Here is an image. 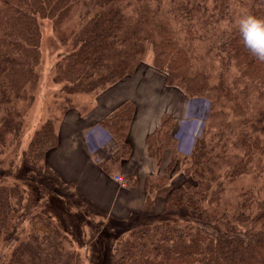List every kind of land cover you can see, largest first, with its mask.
<instances>
[{
  "label": "trees",
  "instance_id": "obj_1",
  "mask_svg": "<svg viewBox=\"0 0 264 264\" xmlns=\"http://www.w3.org/2000/svg\"><path fill=\"white\" fill-rule=\"evenodd\" d=\"M243 13L264 18V0H0V244L12 232V247L0 246V264H80L71 239L45 215L24 237L16 230L20 181L43 186L54 199L48 216L54 207L61 213L64 192L50 191L46 179L63 188L75 184L62 181L48 164L58 142L52 122L18 151L24 127L15 104L28 98L37 75L44 19L59 34L62 22L73 23L58 36L66 49L52 66L53 81L64 92L98 94L134 74L151 51L152 66L167 84L207 105L188 155L175 153L171 117L147 136L148 156L159 164L170 150L166 170L174 168L182 178L174 185L165 175L149 179L145 211L153 194L165 199V214L116 235L117 254L110 253L108 264H264V62L235 31ZM132 114L126 103L99 122L121 144L123 154L114 161L129 151L125 133ZM10 154L21 157L18 173L26 175L19 173L20 181L2 173ZM253 171L256 184L241 191L235 207H205L221 200L224 180ZM93 255L89 260L99 264L98 253Z\"/></svg>",
  "mask_w": 264,
  "mask_h": 264
},
{
  "label": "rangeland",
  "instance_id": "obj_2",
  "mask_svg": "<svg viewBox=\"0 0 264 264\" xmlns=\"http://www.w3.org/2000/svg\"><path fill=\"white\" fill-rule=\"evenodd\" d=\"M66 24V21L61 23L59 29L63 31L59 34L50 21L42 20L37 75L28 89V98L15 104L23 117L20 154L35 130L47 121L54 124L58 142L51 153L53 164H48L60 170L58 174L62 181L75 183L72 187L63 188L58 181L46 179L50 191L64 192L59 204L61 213L54 207L48 216V205L52 206L54 199L50 200L43 186L34 189L21 183L19 173L25 176L26 172L18 173L20 156L19 160L18 155L16 158L12 154L7 156L1 170L9 180L20 181L23 198L16 230L21 232V238L41 216H46L71 239L80 264H94L89 260L90 256L95 257L94 252L98 253L99 264H108L110 253L117 254L116 235L141 225V221L161 219L165 214V199L153 194H150L153 198L150 211H145L149 179L164 178L165 175L166 183L174 185L182 175L174 168L166 170L170 150L163 153L159 164L149 157L143 163L129 162L132 137L128 131L125 139L130 146L129 151L121 157V144L112 129L102 125L103 120L127 103L128 108L133 109L130 128L138 137L146 135L147 138L160 128L165 117H171L172 122L168 121L167 126L173 124L170 132L176 139L175 153L185 156L200 133L207 105L204 100L189 98L175 86L167 84L163 74L152 66L151 51L134 74L98 94L64 92L61 83L53 81L52 66L57 53L66 49L58 37L69 31L73 23ZM120 153L119 159L114 161ZM256 173L253 171L224 180L222 201L205 207L210 210L214 206L217 209L235 207L241 191L250 184H256L253 178ZM117 176L123 181L120 182ZM31 216L36 219H31ZM168 219L174 221L176 218L170 216ZM6 238L8 240L0 246L12 247V232ZM77 241L81 245H77Z\"/></svg>",
  "mask_w": 264,
  "mask_h": 264
},
{
  "label": "clouds",
  "instance_id": "obj_3",
  "mask_svg": "<svg viewBox=\"0 0 264 264\" xmlns=\"http://www.w3.org/2000/svg\"><path fill=\"white\" fill-rule=\"evenodd\" d=\"M234 28L249 53L258 61L264 62V18L243 13L238 17Z\"/></svg>",
  "mask_w": 264,
  "mask_h": 264
},
{
  "label": "crops",
  "instance_id": "obj_4",
  "mask_svg": "<svg viewBox=\"0 0 264 264\" xmlns=\"http://www.w3.org/2000/svg\"><path fill=\"white\" fill-rule=\"evenodd\" d=\"M109 102H110V100L107 103H109ZM129 133H131V137H132L131 148H130L131 151H130L129 156H128L129 162L137 163V164L143 163V161L149 157V156H147L148 154H146L147 150H145L144 140L146 138L145 137L146 135H144L142 137H138V135L130 128V126L128 129V134Z\"/></svg>",
  "mask_w": 264,
  "mask_h": 264
},
{
  "label": "built area",
  "instance_id": "obj_5",
  "mask_svg": "<svg viewBox=\"0 0 264 264\" xmlns=\"http://www.w3.org/2000/svg\"><path fill=\"white\" fill-rule=\"evenodd\" d=\"M117 179H118L120 182H122V181H123V178H122V177H120V176H117Z\"/></svg>",
  "mask_w": 264,
  "mask_h": 264
},
{
  "label": "bare ground",
  "instance_id": "obj_6",
  "mask_svg": "<svg viewBox=\"0 0 264 264\" xmlns=\"http://www.w3.org/2000/svg\"><path fill=\"white\" fill-rule=\"evenodd\" d=\"M40 188V187H39Z\"/></svg>",
  "mask_w": 264,
  "mask_h": 264
}]
</instances>
